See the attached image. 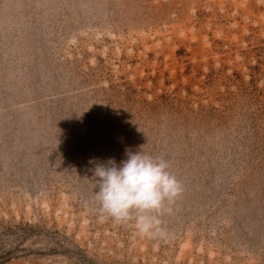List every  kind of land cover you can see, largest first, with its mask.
<instances>
[{"label": "rangeland", "instance_id": "374dc122", "mask_svg": "<svg viewBox=\"0 0 264 264\" xmlns=\"http://www.w3.org/2000/svg\"><path fill=\"white\" fill-rule=\"evenodd\" d=\"M140 150L162 235L94 198ZM0 264H264V0H0Z\"/></svg>", "mask_w": 264, "mask_h": 264}, {"label": "clouds", "instance_id": "9594fccd", "mask_svg": "<svg viewBox=\"0 0 264 264\" xmlns=\"http://www.w3.org/2000/svg\"><path fill=\"white\" fill-rule=\"evenodd\" d=\"M126 156L119 165L114 159L96 164L94 198L99 210L118 223L134 222L141 236L162 235L160 214L171 212L165 205L180 196L182 186L164 158L141 150L127 151Z\"/></svg>", "mask_w": 264, "mask_h": 264}]
</instances>
